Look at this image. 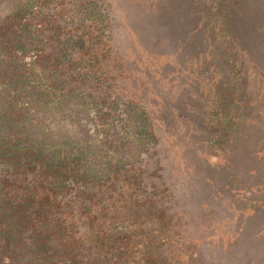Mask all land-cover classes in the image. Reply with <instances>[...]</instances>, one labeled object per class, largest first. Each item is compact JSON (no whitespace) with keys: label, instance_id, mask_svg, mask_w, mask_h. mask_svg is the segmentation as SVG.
<instances>
[{"label":"trees","instance_id":"trees-1","mask_svg":"<svg viewBox=\"0 0 264 264\" xmlns=\"http://www.w3.org/2000/svg\"><path fill=\"white\" fill-rule=\"evenodd\" d=\"M48 1L24 0L0 20V264H233L224 255L238 240L217 244V230L203 218L229 217L226 206L212 207L219 185L207 177L250 184L251 203L264 209V154L256 155L259 148L264 153V65L245 41L257 43L258 26L201 20L199 33L184 39L195 57L205 40L215 47L202 58L208 53L212 60L203 63L212 84L201 100L212 110L197 121L191 131L197 136L182 153L217 148L227 160L221 169L197 162L188 180L203 191L183 194L171 184L176 179L124 167L114 153L121 145L135 150L133 158L161 151L154 116L165 127L176 122L170 112L158 115L140 100L100 90L111 69L103 65L113 49L103 41L110 20L88 0L77 6L83 20H53ZM100 44L108 58L100 57ZM218 66L222 73H215ZM252 160L261 163L255 174Z\"/></svg>","mask_w":264,"mask_h":264},{"label":"rangeland","instance_id":"rangeland-1","mask_svg":"<svg viewBox=\"0 0 264 264\" xmlns=\"http://www.w3.org/2000/svg\"><path fill=\"white\" fill-rule=\"evenodd\" d=\"M23 1L0 0V20ZM80 1L49 0L47 5L53 11L49 9L48 11L54 14L53 20H83L77 8ZM88 1L97 5L100 14L103 15L102 20H110V24L112 23L106 31L107 36H103L104 44L107 43L113 48L110 58L105 59L109 62L103 64H107L111 69L101 77L100 90L107 92L104 94L108 96L122 95L124 99L140 100L158 115L166 116L170 112L169 115L174 117L176 122L173 123V128L165 127V120L154 116L155 126L159 127L161 133L163 146L161 151L152 150L148 155L142 152L133 158L135 150L132 148L130 151L128 146L121 145L114 153L121 155L124 167L140 166L147 176H157L161 181L164 180V176L169 180L176 179L180 185L174 180L171 184L178 186L183 194L184 188L198 193L202 190L201 185L190 187L194 182L190 184L188 180L193 166L204 159L210 163L211 168L221 169L227 159L217 148L208 150L205 147H191V155L186 156L182 153L183 148L188 147L186 141L191 142L197 136L196 133L191 132L197 121L199 122L202 116H208V112L212 110L208 106L209 102L201 101L207 96L212 84L203 63L210 64L212 60L208 53L205 61L202 58L203 54L215 47L213 42L205 40L204 50L199 52L200 56L195 57L196 53L184 43V39L199 33L201 20H252L253 23L246 22L245 25L258 26L256 28L259 39L256 43L252 41L251 36H246V46L251 51L254 50L252 55L254 60L264 65V0ZM190 20L194 21L189 23ZM176 39L179 41L174 42ZM102 45H99L100 57L108 58L105 53L107 47L102 48ZM210 68V72H213L214 67L210 66ZM221 68L223 67L218 66L215 73L220 70L222 73ZM252 71L249 68L248 73L252 74ZM196 99L200 101L197 103ZM118 112H121V106ZM176 112L179 115L185 114L189 124ZM195 114L200 115L196 121L193 119ZM191 120L194 124L190 123ZM93 126L88 123L86 131L91 134ZM68 127L71 129L70 125ZM202 144L204 145V142ZM263 154L259 148L257 158L262 157ZM153 164L157 166L153 167ZM256 164L261 166L258 160L255 163L252 160L250 164V172L253 174H255L254 169L257 168ZM235 168L239 170L237 166ZM207 179H213L208 180L210 184L219 185L218 192L213 196V202L216 203L210 201L212 207L218 212L225 206L230 211H234L232 213L228 209L226 213L229 217L225 220L217 218L213 221L203 216L205 220H210L211 227L217 230L214 239L217 244L226 247L238 240L229 256L224 255V257L233 261V264H264V209L251 203L250 195L248 196L250 184L242 181L230 185L223 179L211 175H208ZM206 180L203 184H207ZM180 197L183 201L184 198ZM207 202L208 200H204L201 203ZM183 203L185 204L184 201ZM189 208L187 205L183 206L184 210ZM254 210L259 213L257 216L260 218L256 216V212L253 213ZM239 215L242 217L239 218ZM193 218L202 217L194 212Z\"/></svg>","mask_w":264,"mask_h":264}]
</instances>
